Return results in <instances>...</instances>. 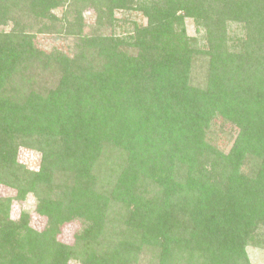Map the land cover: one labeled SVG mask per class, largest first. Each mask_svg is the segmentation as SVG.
Returning <instances> with one entry per match:
<instances>
[{
	"label": "trees",
	"instance_id": "trees-1",
	"mask_svg": "<svg viewBox=\"0 0 264 264\" xmlns=\"http://www.w3.org/2000/svg\"><path fill=\"white\" fill-rule=\"evenodd\" d=\"M85 6L97 13L89 35ZM117 9L148 22L119 36ZM228 22L245 35L228 34ZM9 24L0 186L15 193L0 195V264H130L151 241L159 264H251L246 247L264 249V0H0V25ZM33 28L73 37L75 53L40 49ZM194 59L202 85L191 81ZM217 117L238 129L228 151L213 137ZM22 146L41 154L38 169L18 161ZM30 193L42 229L29 210L11 217ZM76 219L73 243L62 240Z\"/></svg>",
	"mask_w": 264,
	"mask_h": 264
},
{
	"label": "rangeland",
	"instance_id": "rangeland-1",
	"mask_svg": "<svg viewBox=\"0 0 264 264\" xmlns=\"http://www.w3.org/2000/svg\"><path fill=\"white\" fill-rule=\"evenodd\" d=\"M9 4L13 8V15H17L18 19H20L21 15H24V12L19 10L18 6L15 5L13 2H9ZM22 3H19L21 5ZM74 7H77L76 5H72ZM80 7H78L79 9ZM74 8H70L68 6V14L70 19L74 18V15L77 13V10H73ZM61 7H58L55 9V13L58 17L63 16V11ZM75 13L74 15H72ZM84 22H85V28H84V34L89 35L92 34V28L94 24L96 23V16L97 13L93 6H85L83 8L82 12ZM20 16V17H19ZM115 18L119 21L117 22V28L115 30V33L119 36H125L130 37L132 35L133 29L135 25L143 26L146 25L148 22L147 17L143 14V12L139 9H132V10H126V9H120L115 10ZM20 20H24L23 22L25 24L29 25H35L37 22L34 18L31 17V15L25 14L23 18ZM10 26H4L0 25V31L2 30H9L12 27V24H9ZM185 25L187 32L189 36L191 37V41L193 44H196L200 46V48L206 47V41H205V33L204 30L200 27H198L197 22L191 18L187 17L185 18ZM109 29V28H108ZM31 33L34 34L33 41L36 44L37 47L40 49L51 52L54 50L62 51L66 54L73 55L75 53L76 47L75 42L76 39L73 37H65L61 33H54V32H48V33H40L38 30L31 31ZM227 33L230 35L235 36H244L246 31L243 24L240 23H230L228 22L227 26ZM236 34V35H235ZM195 60V59H194ZM196 61V60H195ZM205 68L200 65L198 61L193 62L191 67V81L195 85H202L203 81V72ZM12 86L8 87V89H11ZM212 129L216 131V134L213 135V137L216 139V143L220 148H222L225 151H228L230 148L235 136L237 135L238 129L234 127L230 123H224L223 120L220 117H217L213 121ZM18 161L28 167L29 169L36 170L39 168L41 163V154L33 149H29L27 147H20L18 152ZM15 190L8 188L6 186H0V195H14ZM37 203L36 196L33 193H30L26 200L22 203L16 204L12 211H11V217L13 219L19 218L20 211L25 209L31 211V224L37 228L42 229L44 226H46V219L39 216L38 214H34L35 206ZM116 213H112L111 216H115ZM81 222L79 219H76L75 221L69 222L65 225L64 231H62L61 237L62 240L73 243L74 236L80 229ZM139 230V229H138ZM118 231V230H117ZM114 234L113 239L116 241L118 240L117 234L115 232H111V235ZM133 235L132 237L137 239L140 238V230L139 232L133 230L131 232ZM151 241V240H150ZM153 243V241H151ZM148 244L143 243L138 247V251L136 253V259L132 261L130 264H159V254H160V247L156 244ZM247 254L249 256V260L251 261V264H264V249L261 247H258L253 244H249L246 247ZM181 262H183L182 258L180 259ZM69 264H77L75 261L71 262ZM185 264V263H184ZM188 264V263H187Z\"/></svg>",
	"mask_w": 264,
	"mask_h": 264
}]
</instances>
